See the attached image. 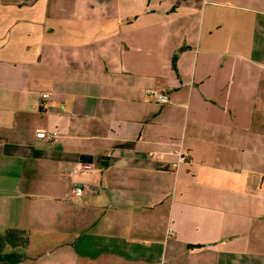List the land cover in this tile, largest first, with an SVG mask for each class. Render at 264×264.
Wrapping results in <instances>:
<instances>
[{"label": "crops", "instance_id": "1", "mask_svg": "<svg viewBox=\"0 0 264 264\" xmlns=\"http://www.w3.org/2000/svg\"><path fill=\"white\" fill-rule=\"evenodd\" d=\"M7 229L22 264H264V0H0Z\"/></svg>", "mask_w": 264, "mask_h": 264}, {"label": "trees", "instance_id": "2", "mask_svg": "<svg viewBox=\"0 0 264 264\" xmlns=\"http://www.w3.org/2000/svg\"><path fill=\"white\" fill-rule=\"evenodd\" d=\"M28 242L29 234L25 230L0 231V264H22Z\"/></svg>", "mask_w": 264, "mask_h": 264}, {"label": "built area", "instance_id": "3", "mask_svg": "<svg viewBox=\"0 0 264 264\" xmlns=\"http://www.w3.org/2000/svg\"><path fill=\"white\" fill-rule=\"evenodd\" d=\"M148 93L150 94L151 98L155 99L156 101L159 102H165L168 101V97L162 93L159 92L156 89H149ZM43 97H47V94H43ZM37 137L38 138H42V139H48V140H52V141H57L59 139V134L57 132H48L44 129H39L37 131ZM94 168L93 163L90 162H84L81 163L79 168L75 170V172L78 171H91ZM85 193V188L82 185H77L75 187L72 188L71 190V194L73 197L75 196H82Z\"/></svg>", "mask_w": 264, "mask_h": 264}]
</instances>
